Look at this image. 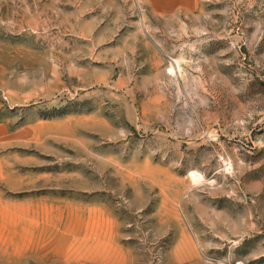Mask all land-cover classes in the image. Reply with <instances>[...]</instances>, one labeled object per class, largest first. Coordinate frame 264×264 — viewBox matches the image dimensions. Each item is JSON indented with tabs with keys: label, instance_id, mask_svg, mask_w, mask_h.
I'll use <instances>...</instances> for the list:
<instances>
[{
	"label": "rangeland",
	"instance_id": "374dc122",
	"mask_svg": "<svg viewBox=\"0 0 264 264\" xmlns=\"http://www.w3.org/2000/svg\"><path fill=\"white\" fill-rule=\"evenodd\" d=\"M0 264H264V0H0Z\"/></svg>",
	"mask_w": 264,
	"mask_h": 264
}]
</instances>
